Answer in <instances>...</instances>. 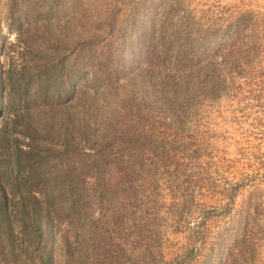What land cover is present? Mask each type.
<instances>
[{
    "label": "rangeland",
    "instance_id": "rangeland-1",
    "mask_svg": "<svg viewBox=\"0 0 264 264\" xmlns=\"http://www.w3.org/2000/svg\"><path fill=\"white\" fill-rule=\"evenodd\" d=\"M28 124L70 187L40 227ZM2 203L0 264H264V0H0Z\"/></svg>",
    "mask_w": 264,
    "mask_h": 264
},
{
    "label": "trees",
    "instance_id": "trees-1",
    "mask_svg": "<svg viewBox=\"0 0 264 264\" xmlns=\"http://www.w3.org/2000/svg\"><path fill=\"white\" fill-rule=\"evenodd\" d=\"M43 60L32 61L31 65L36 64L37 66H39L42 69L41 73H45L46 76H48L49 74L46 73L47 71L51 69L55 71L59 66L57 64L50 66V64L52 63L50 59ZM38 62L40 65L37 64ZM12 63L8 74V84L10 86V91L12 94L11 97L12 99L13 97H19L22 100H27L26 104L28 105V102L30 101L29 94L32 80L31 78H29V74L26 73V67L17 70V66L19 65L16 66L14 61ZM43 67H45L44 71ZM45 82L47 83V80H45ZM46 83H43V86L47 89L49 85ZM47 98L48 94L45 93L44 99L46 100ZM27 105L24 107V114L22 116H26L28 114L29 107ZM34 129L30 124H28L27 126L25 125V129L21 131L23 136L29 138V141H24L25 144L23 146L17 143L15 153L16 168L13 170V172L15 174L14 179L18 191L20 192V195L22 197L23 205L25 211H27V215L29 216L30 213H32L36 224L40 225V220L43 216L44 211H46L44 210L42 205L44 203H47L46 201H49V197H51V194H66L67 191H69L70 187L67 186L64 180H62V182L54 183L49 179V173L46 165L48 164L50 151L53 150L47 143H43L39 141L38 138L28 134L29 131H34ZM15 141L19 142L20 139L16 138ZM58 170V172L63 173V170ZM61 173H59V175H61ZM67 174L69 173L67 172ZM66 176L68 177L69 175ZM68 184L69 186L73 185L72 182ZM71 193L72 190H70V194ZM5 206L4 203L0 204V211L3 212V217L5 218V221L2 223L6 224L7 229H9L10 225L8 224V220L6 217L8 211L7 203L5 204ZM48 215L49 213L47 214V216Z\"/></svg>",
    "mask_w": 264,
    "mask_h": 264
}]
</instances>
